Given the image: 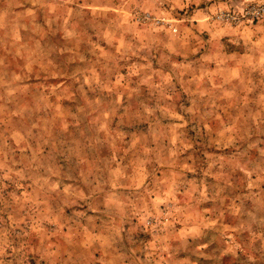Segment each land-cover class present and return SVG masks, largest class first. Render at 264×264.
<instances>
[{"label":"rangeland","instance_id":"1","mask_svg":"<svg viewBox=\"0 0 264 264\" xmlns=\"http://www.w3.org/2000/svg\"><path fill=\"white\" fill-rule=\"evenodd\" d=\"M118 3L119 0H76L75 4L65 6L62 0H0V22L5 25L0 28V58L7 65L6 71L21 76L16 81L18 90L14 99L0 101V159L6 158L11 169V172L0 171V229L6 231L11 243L0 260L3 264H36V261L48 264L47 259H41L43 249L53 245L68 251L75 249L77 256L91 253L93 259L89 264H101L102 257L107 264L111 256L105 257L97 244L93 243L87 250L80 247L83 229L89 228V221H81L82 227L74 229L79 238L73 236L72 244L67 239L70 235L67 228L62 229L63 235L57 234L56 225L50 223L57 212L54 194L46 198L40 185L47 179L49 183H58L61 189L68 187L74 174H86L90 166L113 157L115 138L123 136L130 144L133 139L148 135L150 129L157 127V121L161 129L179 123L161 111L153 116L145 111L157 105L167 107L160 93L153 91V85L171 76L172 86L164 91L167 95L176 94L174 110L187 122L183 133L192 147L179 156V167L157 165L155 176L170 184L175 174L176 199L182 206H190L191 214L198 220L215 221L217 227L201 229L203 242L208 244L203 253L196 251L199 242L189 238L191 247L179 255L165 254V259L167 264H236L228 251V238L234 235L238 241L248 242L253 235H264V143H256L257 137H264V125L261 130L253 127L247 139L224 150L216 149L214 141L222 130L221 125L242 124L248 110L264 116L261 111L264 64L244 37L246 28L254 33L255 42L264 31V19H251L250 25L245 22L237 33L223 31L215 36L214 32L222 30L226 19L223 11L215 17L221 21V28L211 31L207 27L201 31L199 20L193 29L182 20V13L172 15V22L180 24L177 28L180 38L173 40L165 33L147 29L144 20L148 14L142 13L136 20L130 19L122 25L130 29L124 33L125 43L135 44L129 56L116 51L120 36L111 44L107 38L111 34L110 26L120 25L123 20L116 7ZM94 7L116 10L94 18L91 11ZM162 24L163 21L157 22V27ZM231 28L235 29L236 24L231 23ZM230 40L236 43L230 44ZM129 73H133L131 79ZM205 73L210 78L203 80L201 90L229 78L233 83H243L236 90L225 84L218 98L207 105L198 103L199 112L189 114L183 109L191 107L189 91L195 93L197 84H188L185 89L182 80L195 77L199 81ZM93 76L97 80L90 87L85 80ZM118 80L122 87L111 98L120 99L121 106L114 109L106 130L98 131L104 126L107 110L102 112L97 108L93 112L88 107L90 101L99 98L100 90L95 85L99 82L101 89L116 87ZM6 92V88H0V94ZM246 101L248 108L244 109ZM213 105L214 115L204 116L213 112ZM85 113H89L86 118ZM209 126L214 129L211 136L207 133ZM167 143L161 145L165 158ZM125 155L121 151L120 156ZM37 163L41 166L37 167ZM128 163H133L130 158ZM185 165L195 168V172L187 170ZM18 172L20 176L16 175ZM249 172L252 180L260 179L259 187L251 191ZM128 175H133L131 170ZM71 187L83 191V178ZM205 188L207 201H202L199 193ZM192 189H196L192 192L194 199H188ZM147 195H141L139 202L133 201L131 211L125 210L123 227L125 234H131L135 247L124 250V264H129L127 257L132 252H136L135 264H155L153 259L146 258L145 246L162 233L145 231L140 217L134 214L136 208L144 206ZM45 199L47 204L38 203ZM84 207L92 217L93 208ZM160 209L165 210L163 205ZM65 213L70 214L67 206ZM42 215L48 219H42ZM155 222L154 217L148 218L149 224ZM37 223L43 229L40 234L34 231ZM104 223L103 217L97 220L98 226ZM180 227L175 225L177 229ZM13 248L20 251L13 253ZM137 248L142 251H136Z\"/></svg>","mask_w":264,"mask_h":264},{"label":"clouds","instance_id":"2","mask_svg":"<svg viewBox=\"0 0 264 264\" xmlns=\"http://www.w3.org/2000/svg\"><path fill=\"white\" fill-rule=\"evenodd\" d=\"M62 2L67 6L75 4L76 0H62ZM251 4H255L256 7L250 9L248 6ZM201 5H205V7L201 8ZM116 7L123 14V20L120 25L110 26L111 34L107 38L111 44L116 36H120V47L116 51L129 56L133 54L135 44L125 43L124 33L130 31V29L123 28L122 25L127 24L130 19L136 20L142 13L148 14L144 20L147 29H151L154 33H165L173 40L180 38V34L177 32L180 24L172 22V15L178 16L182 13V20L191 25L193 29L197 26L195 22L199 20L201 31L205 27L211 31L221 28V21L215 19V17L223 11L227 14L226 19L222 30L214 32L215 36L223 34V31L237 33L241 28H244L245 22L250 25L252 18H264V10H262L264 9V0H239V2L237 0H119ZM161 8H165L166 11L161 12ZM115 10L112 8L94 7L91 11L93 17L96 18ZM159 21H163L164 24L157 27V22ZM231 23L236 24L235 29L231 28ZM4 27L5 25L0 22V28ZM132 27L134 28L135 25H132ZM253 35V32L245 28L244 37L246 42L251 44V50L254 54L257 52L260 54V63L264 64V31L260 32L255 42L252 41ZM229 43L234 44L236 41L230 40ZM6 69L7 65L0 58V88L7 89L6 94H0V101L14 99V94L18 90L16 81L21 79V76H15L6 71ZM28 71L31 72V66H29ZM132 75L133 73H129L128 78L131 79ZM205 78H210V74L205 73L199 81L195 77L190 81H183L180 78L185 89H187L188 84H197L195 93L189 91L192 105L191 107L184 108L185 112L195 115L199 112L198 103L205 105L212 103L214 98H218V93L223 91L225 84L236 90L243 83V81L240 84L233 83L231 82V78H229L221 84H214L212 88L201 90L200 85ZM94 80H97L95 76L86 79L85 83L92 87ZM172 80L173 77L169 76L163 79L160 84L153 85V91L160 93V99L164 101L167 107L160 108L157 105L156 108L145 109V111L148 112L149 116H153L157 111H161L164 115L180 121L179 123L169 128L161 129L157 121V127L150 129L148 135L135 138L130 144L123 136L115 138L113 140V157L101 160L98 165L94 164L90 166L86 174H74L70 179L68 187L61 189L58 183H49L47 179L40 185L46 198L54 194L57 212L55 213V218L50 223L56 225L57 234L63 235L62 229L67 228L70 234L67 239L69 244H72L73 236L79 238V233L75 232L74 229L82 227L81 221H89V228L92 231H89V228L83 229L84 239L80 247L87 250L91 248L93 243L97 244L105 253V257L111 256V259L107 260V264H113L114 261H117L118 264H124V250L128 247H135L131 234H125L123 227L125 210L129 209L131 211L133 201L139 202V197L145 193H148V195L144 206L136 208L134 214L140 217V224L144 225L145 231L158 230L162 233V235H157L151 244L145 246V250H147L146 258L153 259L155 264H167L165 254L179 255L186 248L191 247L189 238H191V241L199 242L196 251L203 253L208 248V244L203 242L204 232L201 229H214L217 227L215 221L198 220L191 214L190 206H182L180 201L176 199L175 174L170 184L159 181V178L155 176V172L158 170L156 168L157 165L168 164L172 167H179V156L192 147L184 138L183 129L186 127L187 122L174 110L176 94L173 92L172 95H167L164 91L165 88L172 86ZM95 87L100 90L99 98L90 101L88 107L93 112L97 108H101L102 112L104 109L107 110L104 126L98 128V131H105L110 117L114 115V109L121 106L120 99L112 100L111 97L114 93L118 92L122 85H120V81L118 80L116 87L101 89L99 82L96 83ZM261 99L264 100V97H261ZM214 107L213 105V112H206L204 116L210 117L214 115ZM243 108H248L247 101L243 105ZM170 109L172 110L170 111ZM261 111H264V108ZM88 114H84L85 118ZM261 125H264V116H261L259 112L253 114L251 110H248V116L244 118L242 124L221 125L222 130L214 141V147L224 150L230 146H234L237 141L247 139L253 127L256 130H261ZM213 132L214 129L212 127H207L209 136ZM164 141H168L164 145V149L167 150L166 158L162 156L161 148ZM256 143H264V137H257ZM84 147L87 148L88 145ZM121 151L126 153L124 157L120 156ZM0 155H2V150H0ZM129 158L133 162L132 165L128 163ZM5 159H0V171L7 169V172H11V169L7 167ZM33 159H35V154L33 155ZM40 166L37 163V167ZM185 168L195 172V168H188L187 165H185ZM130 170L133 173L131 176L128 175ZM241 170L244 169L242 168ZM7 172L5 173V178H7ZM52 174L56 175L57 173ZM247 174L249 176L248 189L251 191L258 188L260 179L252 180L251 173ZM16 175L20 176L21 173L18 172ZM81 178L84 181L83 191L71 187V184H79ZM129 181L132 182L129 183ZM165 187L167 188L166 191ZM195 191L196 189H192L188 193V199H194L192 192ZM85 192H87V195H85ZM206 194V188L200 191L199 196L202 201H207ZM26 199H31V197H26ZM33 202L37 203L36 201ZM38 203L47 204V199ZM85 205L93 208L92 217L88 216V209L84 207ZM161 205L164 206V211H161ZM65 206L68 207L70 214L65 213ZM102 217L105 223L98 226L97 220ZM149 217L155 218V224L148 223ZM41 218L47 220L48 216L42 215ZM69 221H71V225H69ZM13 224L15 225L14 221ZM176 224H180L181 227L179 229L175 228ZM34 231L40 234L43 232V229L37 223ZM95 232H99L100 234L96 235L94 234ZM221 235L226 236L227 233H222ZM228 243V251L232 253L236 264H264V235H253L248 242L244 240L238 241L233 235L228 238ZM8 247H11L8 235L5 230L0 229V257L6 254L5 249ZM12 251L15 253L20 251V249L13 248ZM136 251H142V249L137 248ZM43 252L44 255L41 259H47L48 264H89L93 259L91 253L87 256H84L83 253L77 256L75 249L68 251L67 248L53 245L44 248ZM113 253L115 255H112ZM135 256L136 252H132L127 257L129 264H135V260L133 259ZM241 256H243V259H241ZM0 264H3L2 260H0ZM36 264H39V261H36ZM101 264H105L103 257L101 258Z\"/></svg>","mask_w":264,"mask_h":264},{"label":"built area","instance_id":"3","mask_svg":"<svg viewBox=\"0 0 264 264\" xmlns=\"http://www.w3.org/2000/svg\"><path fill=\"white\" fill-rule=\"evenodd\" d=\"M248 7L251 9V8H255L256 5H255V4H251V5H249ZM262 10H264V9H262ZM256 18L264 19V18H261V17H256ZM252 19H254V18H252Z\"/></svg>","mask_w":264,"mask_h":264}]
</instances>
